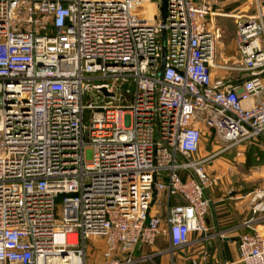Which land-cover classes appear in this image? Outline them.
<instances>
[{
	"label": "built area",
	"instance_id": "2783aa9c",
	"mask_svg": "<svg viewBox=\"0 0 264 264\" xmlns=\"http://www.w3.org/2000/svg\"><path fill=\"white\" fill-rule=\"evenodd\" d=\"M146 1L0 0V264H88L93 236L102 264H137L164 223L184 248L206 230L205 164L264 139V12L227 56L210 1L168 0L165 21ZM206 129L226 146L202 157ZM239 246L264 264V232Z\"/></svg>",
	"mask_w": 264,
	"mask_h": 264
},
{
	"label": "crops",
	"instance_id": "0c3cea01",
	"mask_svg": "<svg viewBox=\"0 0 264 264\" xmlns=\"http://www.w3.org/2000/svg\"><path fill=\"white\" fill-rule=\"evenodd\" d=\"M208 150L211 154L215 149ZM208 155L201 149L200 156ZM210 171L216 178V183L207 192L211 203L205 217L206 230L192 233L191 244L173 249L168 227L164 223L163 231H166L168 236H159L153 245L137 247L134 251L139 260L137 264H223L225 261L244 264L240 261L241 236L254 230L264 232V216H258V212H254L255 202L249 199V193L241 195L237 193L241 190L229 189L231 179L227 178L225 170L210 168ZM159 212L162 213L161 210ZM162 216L165 218V213H162ZM99 241H102L105 248L104 240ZM206 253L208 257L205 259ZM149 256L150 260H143Z\"/></svg>",
	"mask_w": 264,
	"mask_h": 264
},
{
	"label": "rangeland",
	"instance_id": "374dc122",
	"mask_svg": "<svg viewBox=\"0 0 264 264\" xmlns=\"http://www.w3.org/2000/svg\"><path fill=\"white\" fill-rule=\"evenodd\" d=\"M207 1L211 2L212 13L207 16L206 23H210L209 25L214 26L216 31L221 33L218 39V54L224 53L227 56H233L236 54L235 37L238 30V21L240 18H249L258 15L259 12H264V0ZM145 4L147 15L149 14L148 18L153 19L156 12H158L155 17L158 21L160 19L161 0H147ZM215 72L216 76L222 73L220 70ZM203 142L202 150L205 155L210 154L208 152L210 148L215 149L213 152H218L226 146V143L218 138L213 131L207 129ZM205 168L207 171H210V168L225 170L227 178L231 179L229 189L241 190L237 192L241 195L249 193V199H252L253 202L255 194L264 192V139L259 138L240 142L207 162ZM261 201L264 202V198L257 199V203ZM160 210L162 213L166 212L165 204L161 206ZM257 214L258 216H264V203ZM160 236L166 238L168 234L163 231ZM99 240H101L100 237L93 236L86 241L88 264L103 263L102 251L104 247L102 241Z\"/></svg>",
	"mask_w": 264,
	"mask_h": 264
},
{
	"label": "water",
	"instance_id": "95a60500",
	"mask_svg": "<svg viewBox=\"0 0 264 264\" xmlns=\"http://www.w3.org/2000/svg\"><path fill=\"white\" fill-rule=\"evenodd\" d=\"M167 6H168V0H161L160 11L162 14L163 21H165L167 17Z\"/></svg>",
	"mask_w": 264,
	"mask_h": 264
},
{
	"label": "bare ground",
	"instance_id": "6f19581e",
	"mask_svg": "<svg viewBox=\"0 0 264 264\" xmlns=\"http://www.w3.org/2000/svg\"><path fill=\"white\" fill-rule=\"evenodd\" d=\"M259 197H262V193H258ZM74 264H78V260L76 262H74Z\"/></svg>",
	"mask_w": 264,
	"mask_h": 264
}]
</instances>
